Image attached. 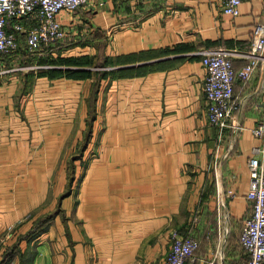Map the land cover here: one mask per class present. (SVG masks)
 Instances as JSON below:
<instances>
[{
  "label": "crops",
  "instance_id": "crops-1",
  "mask_svg": "<svg viewBox=\"0 0 264 264\" xmlns=\"http://www.w3.org/2000/svg\"><path fill=\"white\" fill-rule=\"evenodd\" d=\"M263 11L264 0H243L235 18L222 0H93L60 16L63 41L0 57V262L12 247L7 264H162L176 229L199 243L185 264L242 263L264 62L234 84L240 127L220 129L200 52L228 51L238 70Z\"/></svg>",
  "mask_w": 264,
  "mask_h": 264
},
{
  "label": "built area",
  "instance_id": "built-area-1",
  "mask_svg": "<svg viewBox=\"0 0 264 264\" xmlns=\"http://www.w3.org/2000/svg\"><path fill=\"white\" fill-rule=\"evenodd\" d=\"M93 0H0V57L17 53L20 38H23L27 52L49 48L65 38L60 21L62 14L75 13ZM243 0H222V14L235 18L240 13ZM264 15V11H263ZM205 70L203 91L207 102L208 123L220 129H238L235 112L238 109L234 97V84L243 86L264 62V21L256 23L246 63L236 70L231 54L225 50H204L200 52ZM262 142L253 147L248 159L249 187L246 198L252 210L244 219L239 243L246 258L240 264H264V164L260 155L264 153V121L251 130ZM171 247L162 264L194 263L198 240L191 235L170 231ZM221 257V256H220ZM200 264H221L219 256L205 259Z\"/></svg>",
  "mask_w": 264,
  "mask_h": 264
},
{
  "label": "trees",
  "instance_id": "trees-1",
  "mask_svg": "<svg viewBox=\"0 0 264 264\" xmlns=\"http://www.w3.org/2000/svg\"><path fill=\"white\" fill-rule=\"evenodd\" d=\"M28 72H32V71H28ZM91 117V116H90ZM90 124H91V120H88L87 121V130L85 132V135L83 136V140H82V144H80L78 150L75 152V153H78V158L76 159H81L82 156H83V152L86 148V145L88 144L89 142V136H90V131H89V127H90ZM74 156V155H73ZM72 156V160H76L74 159ZM72 177V176H71ZM73 183V179H70L69 180V187H68V190L66 192H64L63 194L60 195V199H62L64 196H66V194L69 193V189L71 188V185ZM59 199V200H60ZM59 206L55 209V210H52L50 211L49 213H47L45 216L43 217H40L38 218L37 220H35V222L33 223L32 227L30 228V230L25 234L23 235H20L19 237H17V240L19 238H24L25 236H29L30 238L33 237L35 234H39L38 233V230L39 232L42 231V225H46L48 226L49 223L51 222V220L55 217V215L59 212ZM15 252V248H8L4 251L3 253V256H2V260L0 262V264H7V262L9 261L11 255Z\"/></svg>",
  "mask_w": 264,
  "mask_h": 264
},
{
  "label": "rangeland",
  "instance_id": "rangeland-1",
  "mask_svg": "<svg viewBox=\"0 0 264 264\" xmlns=\"http://www.w3.org/2000/svg\"><path fill=\"white\" fill-rule=\"evenodd\" d=\"M21 48H25V50H26L25 44L22 43V42H19V48H18V51H19V52H20V49H21ZM21 50H22V49H21ZM18 51H17V52H18ZM15 54H16V53H15ZM11 56H14V54H13V55H10V56H8V57H11ZM80 144H82V141H81ZM73 155H74V156H73L74 159L78 158V153H74Z\"/></svg>",
  "mask_w": 264,
  "mask_h": 264
}]
</instances>
